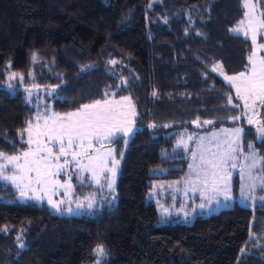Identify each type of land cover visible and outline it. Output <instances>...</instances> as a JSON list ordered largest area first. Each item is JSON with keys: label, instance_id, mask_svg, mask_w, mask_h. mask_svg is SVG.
<instances>
[{"label": "trees", "instance_id": "obj_1", "mask_svg": "<svg viewBox=\"0 0 264 264\" xmlns=\"http://www.w3.org/2000/svg\"><path fill=\"white\" fill-rule=\"evenodd\" d=\"M243 18V0H0V152H24L20 133L50 110L130 95L138 115L115 203L64 216L0 181V264H264V205L162 224L149 200L156 172L187 169L174 159L181 130L237 123L242 105L216 68L248 69L251 42L232 31Z\"/></svg>", "mask_w": 264, "mask_h": 264}, {"label": "snow or ice", "instance_id": "obj_2", "mask_svg": "<svg viewBox=\"0 0 264 264\" xmlns=\"http://www.w3.org/2000/svg\"><path fill=\"white\" fill-rule=\"evenodd\" d=\"M257 3H253V0H244V8L246 9L245 16L248 18V28L251 29V40L256 42L259 29H264V11H260L258 14L256 8ZM243 23V22H242ZM233 32L240 33V29L236 28ZM242 35L248 37V32H242ZM264 36V33H261ZM258 47L264 48V44H260ZM250 67L245 72H240L236 76H227L225 79L236 88V96L244 101L245 108H252L257 100L264 102V57L257 60L255 53L249 58ZM111 64L115 65L116 60H111ZM215 70V69H214ZM16 73H12V77H16ZM22 78V77H21ZM34 87H39L34 85ZM156 95V92H153ZM228 102L232 103V98L229 96ZM251 100L252 105L248 103ZM122 101H128L131 104L130 97H122ZM121 101L112 100H97L92 104H84L75 112H70L64 116L53 113L50 117L45 119L44 127L41 129L37 124L35 128V137L33 136V125L31 121L27 122V127L23 130L27 133V140L23 141V133H20L21 141L29 146L28 151L22 152L20 155L7 156L0 152V159L8 161L13 164V167L18 169V174L5 175L4 171L7 168L6 164H0V180L9 182L14 185L19 191L21 198H30L38 201H43V197L39 194L41 192L47 194L53 187L59 186L64 188L67 192L71 189L70 183L61 184L58 180L51 179L54 176H58L64 171L67 165L70 163L68 157L75 162V167L80 168L82 171L90 172L92 179L100 184V176L105 173H110L111 180L105 176L106 186L109 189H114L115 177L117 173V166L119 161L112 156L111 151L108 153H102L99 148H94V141L108 140L113 142L116 137V133H122L128 135L132 132V125L134 120L129 118V113L120 111ZM234 107H240L239 104ZM131 116H135L134 108L131 111ZM39 115L37 116V120ZM238 120L239 117H233ZM192 123L197 126H201L199 118ZM203 124H211L213 121L205 120ZM248 124L255 125L257 121L253 120L251 116L248 118ZM156 125H152L155 127ZM223 132L229 134V139L223 141L227 144V148L220 151V144L217 143V151L213 152L211 149H205L204 140L205 137H198L199 143L197 148L200 149L199 165L197 166L200 171L198 178L200 184L203 186L204 191H211L215 195H222L224 200H230L231 186L230 177L231 173L228 171V167L235 168L236 153L239 150L241 139L244 135V128L236 127L231 130L223 129ZM255 133L258 134V138H264V121L259 122V125L255 128ZM187 140L181 137L177 146L187 147V142L192 140V134H186ZM216 133H212V138H216ZM41 137L45 139H41ZM126 143V141H125ZM51 144L52 147L48 145ZM32 145H35L33 148ZM233 145H236L234 148ZM252 149V152L245 157L250 161L248 169L249 184L247 185V191L251 192L256 188L257 183L264 190V176L255 177L252 175V170L257 167L258 161H264V157H259L255 150V146L248 145ZM56 149L54 153L53 149ZM75 149H79L76 151ZM205 152L208 153L206 157ZM94 153V154H93ZM105 156L111 157L112 167H108V159ZM61 157H64V162L61 164ZM23 159V164H16L15 162ZM192 159H197L196 152L192 153ZM87 160V163H83ZM55 162V163H54ZM193 168L192 165L189 166ZM70 179V177H69ZM188 183H192L189 181ZM29 192L33 193L29 197ZM215 195L208 198V203L211 204L215 199ZM245 195V188H241V196ZM87 203L77 202L76 208L73 209L68 206L63 209L68 213L77 212L83 208L92 209L95 204L94 198L86 197ZM48 203L52 205L57 211H61V204L64 201H53L51 196L48 197ZM70 203V202H69ZM216 204H219V200H215ZM207 205L201 203L197 207L203 209ZM23 247V245H21ZM97 256H106L107 253L102 245H99L94 249ZM96 264H100V260L96 261Z\"/></svg>", "mask_w": 264, "mask_h": 264}, {"label": "rangeland", "instance_id": "obj_3", "mask_svg": "<svg viewBox=\"0 0 264 264\" xmlns=\"http://www.w3.org/2000/svg\"><path fill=\"white\" fill-rule=\"evenodd\" d=\"M253 3H257V0H253ZM244 4V0H243ZM244 8V6H243ZM260 11H264V0H259L258 6L256 8V12L254 14H258ZM246 9L244 8V18L242 22L236 27L239 28L241 31L240 33H236L237 35H242V32L247 31L248 37H245L251 42V50L249 52V56H252L253 53H255V58L259 60V58L264 57V48L258 47L260 44H264V36L261 35V33H264V29H259L257 34L256 42L253 43L251 40V29L248 28V18L245 16ZM235 28V29H236ZM249 61V59H248ZM250 67V61L248 63V68ZM217 73L219 76L228 84L230 87L233 88L234 93L236 95V88L230 84L225 77L227 76H236L235 75H228L223 70L216 68ZM248 70V69H247ZM45 90V89H44ZM40 91L39 88L30 89L28 92L31 96L37 95ZM124 97H130L131 104H129L128 101H122V97H116L114 95H111L105 99L112 100V101H121L120 111H124L129 113V118L134 120V124L132 125V132L128 135H124L122 133H116V137L114 138L113 142H109L108 140L103 141H94L93 146L94 148H99L102 153H108L111 151L112 156L115 157L116 160L119 161V165L117 166V173L115 177V183H114V189H109L106 186L105 182V176L108 177L109 180H111L110 173H105L104 175L100 176V184H97L93 179L90 172L82 171L80 168L75 167V162L71 160V157H68V160L70 163L67 165L66 169L62 171L58 176H54L51 179L58 180L61 184L64 183H70L72 185L71 189L67 192L64 188H61L59 186L53 187L47 194L41 192L39 193L43 197V201H38L30 198H21L19 195V191L15 188L14 185L10 184L9 182L3 181L9 185H11L18 193V197L21 202L26 201H34L36 204L43 206L46 205L50 207L51 210H53L55 213H58L60 215L64 216H80L85 214H91L96 208L103 207L104 204L107 203H115L116 202V187L117 182L119 178V170H120V164L121 159L118 157V149L119 145L121 144L120 141H126L125 144L129 142L131 137L135 134L137 130L136 126V118H137V109L135 105L134 99L128 95ZM237 97V96H236ZM101 99V101L105 100ZM239 100V105L241 107L242 105V111L238 113L239 119L237 120V123L231 124V125H224L220 127L212 128L208 131L201 130V127L203 126H197L194 124L193 128H184L181 130L179 138L176 141V150H178L181 154L175 157L174 159H188L187 169L183 173L179 172H168V168H164L161 171H158L153 175L155 179H153L151 183V189L149 192V200H152L156 203L159 214L161 216V223H173L175 221H186V222H193L195 218L198 216H205L209 217L215 213L220 212L221 210L225 209H231L235 207L236 205H239L241 207L255 209L258 206L264 205V190L261 189V186L259 183H257L256 188H254L251 192L247 191V185L249 184V177H248V169L250 161L246 160L245 157L248 156L252 149L248 147L249 144H252L255 146V150L258 153L259 157H264L261 152L259 151L258 142L261 141L264 138H258V134L255 133L256 139L250 140L247 139V132L249 128H252L255 132V128L259 125V122L264 121V102H261L257 100L252 108H245L244 107V101ZM97 101V100H96ZM93 101L92 103H94ZM90 103V104H92ZM250 105L253 104L251 100L248 101ZM43 108H46L44 106ZM134 108L136 115L131 116V111ZM46 110V109H45ZM75 112V111H74ZM53 113V111H49L47 116L40 115L39 119L35 121L33 124V136L35 137V128L36 125L39 124L41 129L44 127L45 119L50 117ZM60 116H64L65 114H59ZM236 116V117H237ZM251 116V118L255 121H257V124L250 125L248 124V118ZM235 120V119H233ZM209 124H204L205 127H207ZM236 127H242L244 128V135L241 139L239 150L234 153V155L237 157L234 161L236 164L235 168L228 167V171L231 173L230 177V186H231V199L225 201L222 195H215L210 190L204 191L203 186L199 182L198 173L200 169L197 167L200 163L199 156H200V149L197 148V144L199 143L198 137H205L204 140V147L205 149H211L213 152L217 151V143L220 144V151H223L228 146L227 144H224L223 141L225 139H229V134L226 132H223V129L231 130ZM212 133H216V138H212ZM186 134H192V140L187 142V147L180 146L178 147V141L181 140V137L183 136L185 140H187ZM41 139H45L41 137ZM247 141V142H246ZM49 147H52L51 144L48 145ZM34 148L35 145H32ZM235 148L236 145H233ZM28 148L25 151H28ZM76 151H79V149H75ZM54 153L56 152V149H53ZM124 151V150H123ZM196 152L197 159H192V153ZM21 153L17 154L20 155ZM94 154V153H93ZM206 157L208 156V153L205 152ZM105 159H108V167H112L111 157L105 156ZM64 157H61L60 163L62 164L64 162ZM16 164H23V159L15 162ZM55 163V162H54ZM83 163H87V160H84ZM0 164H6L7 168L4 171L5 175H14L18 174V169L13 167L12 163H9L8 161H5L3 159H0ZM192 165L193 168H190L189 166ZM183 167V163L180 164H174L172 166V169L180 170ZM252 175L255 177H261L264 176V161H258L257 167L252 170ZM168 176V177H166ZM70 177V179H69ZM157 177V178H156ZM162 177V178H159ZM189 181H192V183H188ZM245 188V195L241 196V188ZM34 195L33 193L29 192V197ZM215 195V199L212 201L211 204L208 203V198ZM51 196V199L55 201H64L63 204H61V211H57L52 207L51 204L48 203V197ZM86 197L94 198L95 204L92 209L83 208L77 212L68 213L66 211H63L64 208L71 206L73 209L76 208L77 202H81L86 204L87 200ZM215 200H219L220 203L216 204ZM70 202V203H69ZM204 203L207 206L203 209L197 207V205Z\"/></svg>", "mask_w": 264, "mask_h": 264}, {"label": "crops", "instance_id": "obj_4", "mask_svg": "<svg viewBox=\"0 0 264 264\" xmlns=\"http://www.w3.org/2000/svg\"><path fill=\"white\" fill-rule=\"evenodd\" d=\"M63 115V114H62Z\"/></svg>", "mask_w": 264, "mask_h": 264}]
</instances>
